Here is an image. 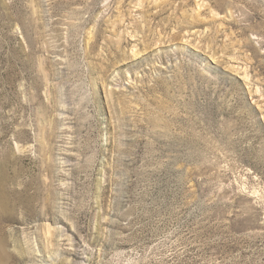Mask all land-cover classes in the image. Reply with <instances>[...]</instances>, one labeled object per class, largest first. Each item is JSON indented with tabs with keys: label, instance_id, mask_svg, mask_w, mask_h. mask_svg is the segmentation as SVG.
<instances>
[{
	"label": "rangeland",
	"instance_id": "374dc122",
	"mask_svg": "<svg viewBox=\"0 0 264 264\" xmlns=\"http://www.w3.org/2000/svg\"><path fill=\"white\" fill-rule=\"evenodd\" d=\"M0 264H264V0H0Z\"/></svg>",
	"mask_w": 264,
	"mask_h": 264
}]
</instances>
